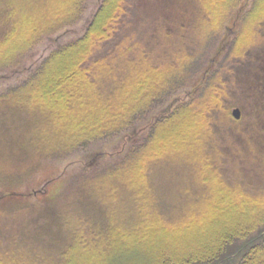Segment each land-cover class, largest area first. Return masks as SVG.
I'll use <instances>...</instances> for the list:
<instances>
[{
    "label": "trees",
    "instance_id": "obj_1",
    "mask_svg": "<svg viewBox=\"0 0 264 264\" xmlns=\"http://www.w3.org/2000/svg\"><path fill=\"white\" fill-rule=\"evenodd\" d=\"M187 2L0 0V264H264V0Z\"/></svg>",
    "mask_w": 264,
    "mask_h": 264
},
{
    "label": "rangeland",
    "instance_id": "obj_2",
    "mask_svg": "<svg viewBox=\"0 0 264 264\" xmlns=\"http://www.w3.org/2000/svg\"><path fill=\"white\" fill-rule=\"evenodd\" d=\"M139 7L149 12H157L165 16L175 17L176 18H185L188 14L193 15V6L187 0H137ZM203 52L205 48H202ZM41 51L40 47L35 48V52L39 54ZM234 107H239L234 105ZM240 108V107H239ZM231 109V114H232ZM241 110V109H240ZM233 116V114H232ZM234 117V116H233ZM96 153H91L88 158L96 159ZM93 161V160H92Z\"/></svg>",
    "mask_w": 264,
    "mask_h": 264
},
{
    "label": "water",
    "instance_id": "obj_3",
    "mask_svg": "<svg viewBox=\"0 0 264 264\" xmlns=\"http://www.w3.org/2000/svg\"><path fill=\"white\" fill-rule=\"evenodd\" d=\"M232 114L236 119H239L241 117V110L239 107H234L232 109Z\"/></svg>",
    "mask_w": 264,
    "mask_h": 264
}]
</instances>
